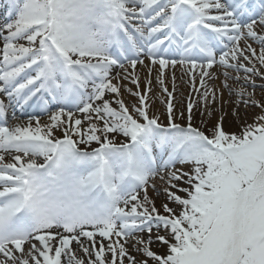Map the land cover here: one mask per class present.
I'll return each mask as SVG.
<instances>
[{"label":"snow or ice","instance_id":"snow-or-ice-1","mask_svg":"<svg viewBox=\"0 0 264 264\" xmlns=\"http://www.w3.org/2000/svg\"><path fill=\"white\" fill-rule=\"evenodd\" d=\"M5 11L0 264H264V0Z\"/></svg>","mask_w":264,"mask_h":264},{"label":"rangeland","instance_id":"rangeland-1","mask_svg":"<svg viewBox=\"0 0 264 264\" xmlns=\"http://www.w3.org/2000/svg\"><path fill=\"white\" fill-rule=\"evenodd\" d=\"M7 2H8V0H0V23H2L4 21V18L6 16L5 8H6V5H7ZM180 70H181L180 73L175 74L176 75V78H177L176 79L177 91H176L175 95L177 97V100L184 101V100L187 99V96H188V94L190 92V84L188 83V76H186V75L185 76H182V69L180 68ZM153 73H154V71H153ZM153 73H152L153 91H157L158 93H160V97L161 98L166 99V97H164L163 93H161L160 88H159V85L156 83V80H155V77H156V74H157L156 71H155L154 74ZM171 77H172V70H166V73H165V83L168 85L169 90H172V80H171ZM211 83H213L216 86H218L220 84V81L219 80H216V81L211 82ZM260 83H262V81L259 80V79H257V84H260ZM128 86L129 87H134L131 84H129ZM143 87H144V82L141 81V89H143ZM255 91H256V94H257V97L258 98L261 96L262 93H264V89H261V88H257ZM126 99H128V97H126ZM224 99H228L227 93H225ZM160 105H161V107H160L161 112H163L164 105L161 104V103H160ZM194 111H195L194 122L198 124L199 121H200V119H201V117H200V109L197 108ZM258 112H259V109H249L248 110V113H247L248 122H251V120L254 117V115L256 113H258ZM242 123H243V120L236 121L234 118H232L229 115L225 119L224 127H225V129L227 131H239V128H240V126H241ZM156 183L158 185L160 184L159 181H156ZM150 194H151V191H150ZM161 199L162 198H157V201L156 202H157V206L158 207L160 205ZM153 247L156 248V249H158V250L160 249V246L159 245H154ZM78 255H80V253H78Z\"/></svg>","mask_w":264,"mask_h":264},{"label":"bare ground","instance_id":"bare-ground-1","mask_svg":"<svg viewBox=\"0 0 264 264\" xmlns=\"http://www.w3.org/2000/svg\"><path fill=\"white\" fill-rule=\"evenodd\" d=\"M137 71H138V73H139V75H140V77H141V81L144 82V78L147 76V71H146V69H142V68H139V67H138ZM174 71H175V74L180 73V72H181L180 67H178V68L175 69ZM154 73H155V71H154ZM154 73H153V74H154ZM217 85H218V84H217ZM153 92L156 93L158 96H160V93H158L157 91H153ZM178 106H179V105H178ZM160 107H161V105H160V101H159V100H156V101H155V108L158 109L159 111H161Z\"/></svg>","mask_w":264,"mask_h":264}]
</instances>
